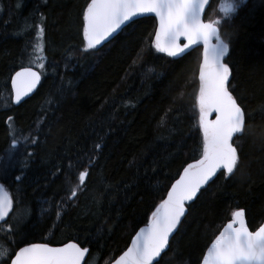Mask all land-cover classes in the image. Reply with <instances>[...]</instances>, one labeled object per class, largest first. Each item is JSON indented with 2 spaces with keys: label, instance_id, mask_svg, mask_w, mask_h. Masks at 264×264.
I'll use <instances>...</instances> for the list:
<instances>
[{
  "label": "trees",
  "instance_id": "obj_1",
  "mask_svg": "<svg viewBox=\"0 0 264 264\" xmlns=\"http://www.w3.org/2000/svg\"><path fill=\"white\" fill-rule=\"evenodd\" d=\"M89 1L0 0V172L11 174L16 201L0 229V248L74 240L88 248L87 264H107L149 221L178 174L202 158L201 50L177 58L157 52L150 46L155 20L143 17L85 51ZM224 1L233 3L229 12L220 9ZM204 19L221 21L229 90L246 113L245 131L234 138L239 163L186 205L155 264H198L236 209L244 210L250 230L264 220V0H211ZM39 20L41 83L8 106V79L32 55ZM21 135L20 155L9 154ZM84 170L82 190L70 197ZM14 233L22 236L10 242Z\"/></svg>",
  "mask_w": 264,
  "mask_h": 264
},
{
  "label": "snow or ice",
  "instance_id": "obj_2",
  "mask_svg": "<svg viewBox=\"0 0 264 264\" xmlns=\"http://www.w3.org/2000/svg\"><path fill=\"white\" fill-rule=\"evenodd\" d=\"M208 6L209 0H91L83 12L85 51L95 49L122 26L134 22V17L145 14H154L159 23L150 45L157 52L177 57L194 46H203L197 97L199 127L203 133L202 158L184 169L183 175L168 192L167 199L152 213L148 226L140 230L131 247L115 260V264H153L169 247V237L185 215V203L193 201L219 170H225L222 175H231L238 166V148L234 146L233 138L239 139V134L245 131L246 113L229 90L232 74L226 60L229 44L220 34L221 21L204 20ZM231 8V4L223 5L221 10ZM43 36L44 28L40 27L37 39L42 40ZM35 51L43 53V43H37ZM43 59L42 55H37L33 62ZM36 66L45 67L42 62ZM40 80L41 73L31 67L17 71L11 81L16 103L29 95ZM213 113L215 119L210 121L208 117ZM88 175L87 170L79 172V183L70 189V197H76L82 190ZM12 205V198L0 184V222L9 216ZM244 216L243 210L233 212L231 221L207 248L202 264H264V225L250 231ZM87 252L88 248L74 242L62 247L30 243L15 252L0 248V261H10V264H81Z\"/></svg>",
  "mask_w": 264,
  "mask_h": 264
},
{
  "label": "water",
  "instance_id": "obj_3",
  "mask_svg": "<svg viewBox=\"0 0 264 264\" xmlns=\"http://www.w3.org/2000/svg\"><path fill=\"white\" fill-rule=\"evenodd\" d=\"M90 2H91V1H90ZM90 2H89V3H90ZM210 2H211V0H209V4H210ZM207 8H208V7H206V9H207ZM205 11H206V10H205ZM143 17H153V18L156 20V26H155V31H156V29H157L158 26H159V23H158V20L156 19V17L154 16V14H145V15H142V16H139V17H134L133 20L135 21V20L140 19V18H143ZM205 22H208V21H205ZM130 23H131V22H129L128 24H130ZM128 24H127V25H128ZM127 25L122 26L121 29H118L117 32L113 33V35L110 36L107 40H105V41H103L101 44L97 45V48H101L103 45L107 44V43H108L110 40H112L115 36H117L119 33H121V31H122L125 27H127ZM198 47H199L200 50H201V52H200V62H199V65H198V75H199V68H200V65H201L202 62H203V46H202V45L194 46L193 48L187 50L185 53H182L181 55H179V56H177V57H181V56H183V55L189 53L190 51H192L193 49L198 48ZM21 69H22V68L16 70V71L13 73V75L11 76L10 80H9V86H10V89H11V103H12V105L15 106V107L18 106L19 104H21L23 101H25V100L28 99L29 97H31V96L35 93V91L37 90V88H38V86H39V84H37L36 87H35V89H34L31 93H29V95L24 96V97L21 99V101H20L19 103H16V101H15V90L12 88V83H11V81H12V78L15 76V73H16L17 71H21ZM32 69H33V68H32ZM33 71H37V70L33 69ZM37 72H38V71H37ZM229 80H230V77H229ZM40 81H41V80H40ZM213 114H214V117H213V120H214L216 114H215V113H213ZM239 135H240V134H239ZM234 138H235V136H234ZM234 138H233V139H234ZM220 171H225V170H224V169L219 170V171L217 172L216 176L218 175V173H219ZM183 172H184V169H183V171H181V173L178 175V177H177V178H176V179L170 184V186L168 187V189H167V191H166V194H165V196H164L162 202H163L164 200L167 199V194H168L169 191H171L172 185L175 184V182L180 178L181 175H183ZM216 176H214V177L208 182V184L211 183V182L215 179ZM208 184L204 185V187H202L201 189H204L205 187H207ZM198 193H199V192H198ZM198 193H197V194H198ZM162 202H161V203H162ZM188 203H189V202H186V203H185V215L187 214V207H186V205H187ZM158 206H159V205H158ZM240 210H243V209H236L235 211H240ZM154 211H155V210H154ZM235 211H234V212H235ZM243 211H244V210H243ZM232 214H233V213H232ZM185 215H184L183 217H181V221L183 220V218L185 217ZM151 217H152V215H151ZM231 219H232V218H231ZM231 219L228 220V221H227V222L221 227V229H220L219 232L215 235V237H216L217 235H219L220 231L223 230V228L226 226V224H227L228 222L231 221ZM244 219H245V221H246L245 216H244ZM150 221H151V218H150V220L148 221V223H146V224L140 226V227H139V228L133 233V235L131 236V238H130V240H129V242H128V245L126 246V248H125V249H124L119 255H117V256L115 257V259H113V261H112L110 264H115V260H116V259H119V257H120L121 255H123V253H124L125 251H127V249H128L129 247H131V244H132L133 239H135L136 235L140 232L141 229L146 228V227L148 226V224L150 223ZM246 223H247V221H246ZM179 225H180V224L177 225L176 230H175V231L172 233V235L169 237V242H170L172 236H173V235L175 234V232L177 231ZM261 225H264V220H263V221L261 222V224H260L258 227H256L254 230H250V229H249V230H250V231H255V230L258 229ZM215 237L210 241V243H209L208 246L206 247V249H205L203 255L206 254V252H207V248L211 246V243H212V241L215 239ZM64 245H65V244H64ZM64 245L57 246V247H62V246H64ZM167 249H168V248H166L165 251H166ZM165 251H164V252H165ZM164 252L161 253L160 257L162 256V254H163ZM87 254H88V252L85 254V257H84V259L82 260L81 264H83L84 261L86 260V258H87ZM203 255H202V257H203ZM160 257H157L156 260L153 261V264H155L156 262H158V260L160 259ZM198 264H202V258H201V260H200V262H199Z\"/></svg>",
  "mask_w": 264,
  "mask_h": 264
},
{
  "label": "rangeland",
  "instance_id": "obj_4",
  "mask_svg": "<svg viewBox=\"0 0 264 264\" xmlns=\"http://www.w3.org/2000/svg\"><path fill=\"white\" fill-rule=\"evenodd\" d=\"M223 5H224V4H223ZM42 23H43L42 20H39V26H42ZM37 43H41V41H36V42L34 43V45H33V46H34V50H35V46H36ZM37 55H41V53H37V52L35 51L34 56L36 57ZM35 57H33V58L35 59ZM25 64H26V65H28V64L31 65L32 63H28V62H26ZM32 65H33V64H32ZM21 236H22L21 234H17V235H16L15 233H14V234H11V235H9V241L12 242V241H14V240H20ZM92 264H95V262H93ZM102 264H104V262H103Z\"/></svg>",
  "mask_w": 264,
  "mask_h": 264
},
{
  "label": "bare ground",
  "instance_id": "obj_5",
  "mask_svg": "<svg viewBox=\"0 0 264 264\" xmlns=\"http://www.w3.org/2000/svg\"><path fill=\"white\" fill-rule=\"evenodd\" d=\"M154 34H155V29H154ZM153 37H154V35H153Z\"/></svg>",
  "mask_w": 264,
  "mask_h": 264
}]
</instances>
